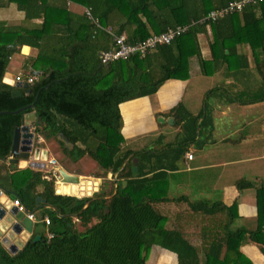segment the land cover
<instances>
[{
	"label": "trees",
	"instance_id": "1",
	"mask_svg": "<svg viewBox=\"0 0 264 264\" xmlns=\"http://www.w3.org/2000/svg\"><path fill=\"white\" fill-rule=\"evenodd\" d=\"M230 1L0 0V10L15 5L23 13L20 23L1 21L0 17V112L8 111L0 115V184L12 192L13 200L20 199L29 210L36 209V219L44 224L46 216L50 219L48 230L36 229L17 253L0 238V264H148V252L154 245L175 252L180 264H254L241 251L246 237L264 254V184L257 190L259 226L254 230L230 229L236 202L227 206L206 200L191 202L184 196L171 199L166 187L159 185L169 170L177 169L187 145L200 144L203 132L213 127L208 103L196 115L183 102L175 105L167 114L175 117L181 137L161 149L124 150L120 111L121 103L154 95L169 79H188L193 57L205 75L224 66L232 69L234 56L239 64L248 62L247 54L238 50L243 44H249L256 57L260 49L264 76V1L214 22H197L145 57L134 55L108 65L101 63L100 54L113 48L112 36L69 6L75 2L91 8L103 26L125 33L130 43H137L170 27L198 21ZM200 34L210 35L209 59L202 55ZM14 43L20 47L14 49ZM24 45L37 49V55L26 58L22 65L28 86L17 87L4 78L13 55ZM31 70L41 73L35 75ZM32 75L36 79L29 82ZM16 90L22 95L14 97ZM37 96L34 108L17 111ZM260 97L257 100H264V95ZM33 110L41 120L33 129L37 135L47 140L64 135L72 146H65L60 139L59 143L73 162L89 156L106 175H117V184L107 193L96 191L78 197L59 192L55 177L50 174L47 178L45 170L12 168L6 160L15 129L22 125L25 113ZM236 185L243 190L255 183L240 179ZM38 197L49 206L39 205ZM167 200H186L193 211L208 215L225 211V240L211 243L204 263L198 260V248L180 230L167 228L168 217L155 204ZM38 234L42 237L34 241Z\"/></svg>",
	"mask_w": 264,
	"mask_h": 264
},
{
	"label": "crops",
	"instance_id": "2",
	"mask_svg": "<svg viewBox=\"0 0 264 264\" xmlns=\"http://www.w3.org/2000/svg\"><path fill=\"white\" fill-rule=\"evenodd\" d=\"M69 6L72 10L84 13V5L69 2ZM21 14L19 22L23 17L22 12ZM199 39L203 57L211 58L210 35L200 34ZM238 50L240 53L247 54L248 62L239 64L237 56H234L232 69H226L224 66L212 75L203 74L198 59L193 57L188 79H169L154 94L159 95L170 87L174 90L173 94L159 105H153L151 96L139 97L121 103L123 149H161L167 143L174 142L179 136L180 128L175 126V117L167 113L179 102H183L187 110L196 115L201 112L205 103H208L213 115V127L203 132L200 144L190 143L187 145L185 154L177 161V169L169 170L167 177L162 178L159 185L163 188L166 187L167 195L171 199L184 196L191 202L206 200L210 203L218 202L227 206H232L236 202V217L230 225V229L254 230L259 226L257 190L261 184H264V100H257L264 95V93L257 95L258 92L264 91V76L261 71L263 67L261 68L259 63L263 57L260 49L257 50L256 57L249 44L239 45ZM18 54L21 57L18 62L13 63L15 68L11 64L8 68L7 75L9 77L21 75L23 78V62L28 57L36 56L37 49L24 45ZM34 71L39 70L30 72ZM39 72L41 73V71ZM211 90L214 92L207 95ZM146 99L149 104L151 125L148 129L138 131L132 126L133 119L136 120L145 115L147 111L134 113L133 116H125L123 107ZM157 116L163 118L164 121L156 122L154 117L157 118ZM169 118H173V123L168 121ZM34 127L35 124L31 126L32 130ZM132 128L133 133L131 132ZM199 137L197 135V138ZM54 140L61 146L59 138L47 140L43 136L37 135L35 148H40V159L45 156H48V160L55 158L57 164L63 167L59 160V153L55 152ZM61 148L63 150L62 146ZM189 152L193 154V159L187 158ZM68 160H62L66 163L64 166L72 167L73 164H70ZM171 161L173 160L165 162L170 163ZM45 171L48 175L53 174L54 176V165L47 166ZM109 177L116 185L115 176L110 173ZM240 179L251 180L255 185L239 190L236 182ZM80 181L76 185L78 188L76 195L78 196L92 190L93 192L99 191L102 184V178L94 176H88L87 179L84 178ZM56 186L59 192L68 194L62 184L59 183ZM3 197L7 200L6 205L15 206L10 193H3ZM188 201L167 200L155 204L168 217L167 228L180 230L187 240L198 248V260L204 263L208 259L207 252L211 243L214 240H225L227 216L224 210H220L214 215L193 211ZM34 222L33 234L36 229L48 230L47 223L44 224L41 219H36ZM10 230V227L0 220V238L8 236ZM33 234L30 235V238ZM25 235H27L26 232H23L22 235L14 234V237H11V243H16L19 246L25 245L26 237H28ZM155 246L159 245L151 247L148 258ZM241 251L254 264H264V254L259 245L248 237L242 243ZM156 258H158L157 264H180L177 254L166 248L156 250Z\"/></svg>",
	"mask_w": 264,
	"mask_h": 264
},
{
	"label": "water",
	"instance_id": "3",
	"mask_svg": "<svg viewBox=\"0 0 264 264\" xmlns=\"http://www.w3.org/2000/svg\"><path fill=\"white\" fill-rule=\"evenodd\" d=\"M11 46L14 49H16L20 46V44L14 43ZM32 73L36 75L40 74L39 71H34ZM4 81L9 84L15 85L17 87H27L28 86V83L23 82V81H15V76L9 77V75L7 74L4 78ZM21 95H22V92L20 90H16L13 92L14 97H19ZM38 96L33 103L27 106H24L17 111L19 112V111H23L29 108H34L36 105ZM7 112L8 111H1L0 115L7 113ZM172 119L173 118H169L168 121L170 123H173ZM159 120L164 121V119L161 117L159 118ZM40 122L41 120L39 119L36 110L29 111L25 113L22 125L15 129L11 155L6 160L8 161V163L11 164L12 168H26L28 166L32 168H46V162L48 160V156H45L44 158L40 159L39 157L40 148H33L37 134L35 133L34 130H32L31 126L33 124L40 123ZM58 138L65 143V146L67 147L72 146L68 138L65 137L64 135L60 134ZM54 168H55L54 176H55V179L57 180L56 185H58L59 180H62L65 183L79 184L81 182L80 181L81 177H88V176H84L83 172L80 169H77L74 172H68L60 164L54 165ZM133 170H134V174L137 175V170H138L137 166H134ZM126 184H127V181H124V185ZM3 193L12 194L10 190L6 189L0 184V220L4 221L8 225V227H10L11 230L9 231L8 236L1 238V241L13 253H17L19 250H21L24 247V244H21L20 246L17 245L16 243L12 244L11 237L12 236L14 237V234L22 235L23 232H26L27 235H25V237L28 236L26 237V241L28 242V240L30 239V235H32L34 232V223H35L34 220L30 217V215L33 214L34 211H36V209L32 211V210H29L25 206V210L20 211L18 207L8 206L6 205L7 200L4 199ZM67 195H70V194H67ZM81 196H86V194H83ZM37 201L39 205L43 204L44 206H49L47 205L46 200L42 197H38ZM41 237L42 236L40 234L36 235L34 238V241L39 240Z\"/></svg>",
	"mask_w": 264,
	"mask_h": 264
},
{
	"label": "built area",
	"instance_id": "4",
	"mask_svg": "<svg viewBox=\"0 0 264 264\" xmlns=\"http://www.w3.org/2000/svg\"><path fill=\"white\" fill-rule=\"evenodd\" d=\"M264 0H231L226 6L213 9L208 12L203 18L198 21H192L190 23L177 25L175 27H170L166 31H163L159 34H153L149 36L147 39L137 42V43H130L128 41V37L125 33L117 34L115 29L111 26H103L99 19L95 17L92 13L91 8L85 7L84 13L86 16L92 21L96 28L103 29L108 32L113 39L114 46L112 49L105 50L101 52V63L102 64H111L120 60H126L134 55H139L140 57H145L147 54L151 53L155 48L159 45L170 43L173 39L177 36L182 35L183 33L187 32L189 28L195 23H207V22H214L222 17H225L229 14L234 12H238L243 10L247 5L261 3ZM33 74V73H32ZM36 79V76L32 75L28 78L29 82H33ZM15 81H23L25 82L24 78L21 75H17L15 77ZM35 148V144L33 145ZM188 159H193V154L189 152L187 154ZM57 160L55 158L49 159L46 162V168L49 165H56ZM46 168H39L42 170H46ZM117 175H115L116 178ZM47 178H51L50 175H46ZM94 192L93 190L87 193L86 195H92ZM13 203L20 211L25 210V205L22 203L20 199L13 200ZM33 220H36V217L33 214L30 215ZM47 224L50 223V219L48 216L44 218ZM49 236L53 234L49 233Z\"/></svg>",
	"mask_w": 264,
	"mask_h": 264
},
{
	"label": "rangeland",
	"instance_id": "5",
	"mask_svg": "<svg viewBox=\"0 0 264 264\" xmlns=\"http://www.w3.org/2000/svg\"><path fill=\"white\" fill-rule=\"evenodd\" d=\"M21 15H22L21 12L16 9L15 5H12L10 8L0 10L1 21L5 20L8 22H12V23H20L19 20H20ZM20 57H21V55L18 53L13 55V57H12L13 61H12L11 65L13 66L14 62H18ZM13 68H15V67L13 66ZM173 92H174L173 88L170 87L167 91H165L163 93H159V95H150L151 96L150 98H151L153 105L161 104V102L164 99L166 100L167 97H170L173 94ZM260 93H264V91L258 92L257 95H259ZM146 101H147V99L145 101H140L139 103H136V104L130 103L126 107H123V110L125 112V116H130V115L133 116L134 113H137L140 111H143V112L147 111V113L145 115H142L141 117L137 118L136 120L133 119L134 124L132 126H134L136 128V130H138V131L148 129L151 125L150 124L151 116H150V113L148 110L149 104ZM158 116H157V118L154 117L156 122L160 121ZM131 132L133 133V128L131 129ZM54 142H55L54 143L55 144L54 145L55 146V152L59 153V156L61 157V159L59 157V160L61 161L63 167L69 169L72 172H74L77 169H80L83 172L84 176H94L96 178H98V177L102 178V184L99 188V191H104L106 193L109 192L112 185L114 184L113 183L114 181L112 179H110L109 174L106 175L105 171L98 165V163L95 160H93L89 156H84L78 162H73L68 157V155L62 150L61 146L57 143V141L54 140ZM62 160H64V161L68 160L70 164H73L72 167L64 166L66 163ZM84 178L87 179V177H81V179H84ZM59 183L62 184L64 186V188H66L65 189L66 193L68 192V194H75V196H78V195H76L78 193V188L76 185H78V184L65 183L62 180H59L58 184ZM114 186H115V184H114ZM68 188H70V189L68 190ZM156 250H163V248H161L160 246L153 247L152 253L150 254V257L148 258L149 264H157L158 263V261H157L158 258H156ZM159 262H160V260H159Z\"/></svg>",
	"mask_w": 264,
	"mask_h": 264
}]
</instances>
